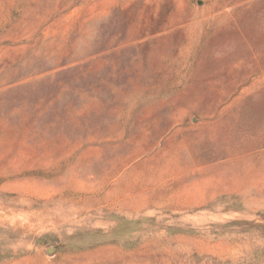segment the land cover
<instances>
[{
	"label": "rangeland",
	"instance_id": "obj_1",
	"mask_svg": "<svg viewBox=\"0 0 264 264\" xmlns=\"http://www.w3.org/2000/svg\"><path fill=\"white\" fill-rule=\"evenodd\" d=\"M0 264H264V0H0Z\"/></svg>",
	"mask_w": 264,
	"mask_h": 264
}]
</instances>
